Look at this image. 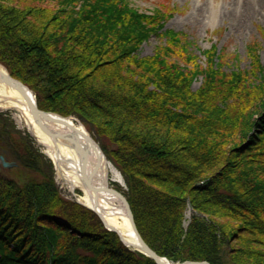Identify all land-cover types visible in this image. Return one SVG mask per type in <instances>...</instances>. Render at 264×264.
<instances>
[{"label":"trees","instance_id":"trees-1","mask_svg":"<svg viewBox=\"0 0 264 264\" xmlns=\"http://www.w3.org/2000/svg\"><path fill=\"white\" fill-rule=\"evenodd\" d=\"M173 11L132 0H0V64L39 109L85 125L123 175L137 230L157 255L264 264L260 47L247 45L249 68L235 69L213 45L199 50L204 66L186 34L165 29ZM153 36L161 46L141 57ZM14 129L1 121L0 137L40 179L0 170V264H155L63 198L50 160Z\"/></svg>","mask_w":264,"mask_h":264},{"label":"bare ground","instance_id":"bare-ground-1","mask_svg":"<svg viewBox=\"0 0 264 264\" xmlns=\"http://www.w3.org/2000/svg\"><path fill=\"white\" fill-rule=\"evenodd\" d=\"M260 2L261 0H239L241 13L259 9ZM8 74L10 75L6 67L1 64L0 110H9L13 113L17 124L34 138L42 153L50 160L57 179L71 192L78 189L79 195H76L78 201L97 211L104 224L112 229L127 246L119 240L122 245L134 251H142L123 203L105 189L110 187L109 166L103 151L101 152L89 140V134L94 139L93 135L84 124H78L71 118L51 114L36 116L31 104L33 95L9 83ZM78 151L87 156L84 166ZM88 178L92 187L89 186ZM163 258V264H174L166 257Z\"/></svg>","mask_w":264,"mask_h":264},{"label":"rangeland","instance_id":"rangeland-1","mask_svg":"<svg viewBox=\"0 0 264 264\" xmlns=\"http://www.w3.org/2000/svg\"><path fill=\"white\" fill-rule=\"evenodd\" d=\"M132 1L142 11H153L154 9L158 8L161 3L171 5L174 9V13L171 19L165 24V29L186 34L189 40L193 41L196 45L197 50L195 53L196 55L200 56V63L204 66L206 65L205 58L201 56L199 50H205L213 45H216L218 50L222 51V54L225 56L226 61L224 62H227V64L235 69H248L249 59L247 57L246 47L252 42H255L259 45V56L261 63L264 66V0H261L259 9H256L255 11L252 10L245 14L241 13L239 0ZM161 44L162 39L153 36L148 42L141 46L139 55L141 57H151L154 55L157 47H160ZM201 85L202 81L199 80L195 81L192 87L194 90H197ZM63 117L71 118L76 123L83 125V123L74 116ZM1 121L3 123H8L9 125L13 124L15 128L14 130H16L17 133L19 132L22 137L28 134L24 128L17 124L13 118V113L9 110H0V122ZM10 131H12L11 127ZM28 135L30 138H32L30 134ZM32 139L35 148L45 159H47V157L42 153L40 146L36 143L34 138ZM0 156H2L7 162L16 163V165L11 168H4L0 164V170L6 172V174L14 173L15 175L16 173L25 175L24 177L29 176L33 179H40V176L36 173L21 169L18 163L14 160V155H12L9 145L6 144V142L3 141L1 137ZM107 163L109 166L110 187L125 197V191L127 187L123 175L108 159ZM53 181L54 184L57 185L58 191L63 198L76 202V195H79L77 193L78 189H76L74 192L69 191L68 188L63 185L59 179H57L55 173H53ZM192 214L194 213L192 212L191 207L187 206L183 221L184 229L188 226ZM127 249L134 251L130 248Z\"/></svg>","mask_w":264,"mask_h":264},{"label":"water","instance_id":"water-1","mask_svg":"<svg viewBox=\"0 0 264 264\" xmlns=\"http://www.w3.org/2000/svg\"><path fill=\"white\" fill-rule=\"evenodd\" d=\"M1 65V64H0ZM7 80L9 81V83H13L17 88H21L23 89L25 92L27 93H31L34 97V99L31 100V104H32V108H33V111L35 113L36 116H39L40 114H51V115H56V116H61L59 114H56V113H53V112H47V111H43L41 109H39L38 105H37V100H36V96L35 94L33 93V91L27 86L25 85L24 83H22L21 81L13 78L11 75L8 74V77H7ZM63 117V116H61ZM63 118H67V117H63ZM89 140L91 141V143L97 147L98 149L101 150L99 144L90 136H88ZM102 152V150H101ZM79 155L82 156V164L83 166L86 165V158L87 156L81 152V151H78ZM104 158L106 159V157L104 156ZM107 160V159H106ZM0 164L2 165V167L4 168H11L13 166L16 165V163H13V162H7L4 160V158L2 156H0ZM88 183H89V186L92 187L91 185V182H90V178L87 179ZM108 192L112 193L113 195H115L116 197L119 198V200L123 203V206L124 208L127 210L128 214H129V219L131 221V224L137 234V237H138V240H139V243L141 245V250L142 251H139L140 253H142L143 255H145L146 257H149L150 259H152L155 264H163V257H160L159 255H157L155 253V251H153L146 243L145 241L141 238V236L139 235V233L137 232V229H136V226H135V223H134V218H133V215H132V212H131V209H130V206L126 200V198L121 194L119 193L118 191L112 189L111 187H106L105 188ZM75 196V195H74ZM76 202L86 208H88L89 210H91L98 218L99 220L101 221L102 225L104 226V228L108 231H111L113 233H115L112 229L108 228L103 220L101 219V216L98 214L97 211H95L93 208L91 207H87L85 206L83 203H80L78 201V199L76 198ZM116 234V233H115ZM118 239L122 242L121 238L117 235ZM123 243V242H122ZM125 246H127L125 243H123ZM198 263H202V264H209L208 262L206 261H202V262H191V261H185V262H182V263H176V264H198Z\"/></svg>","mask_w":264,"mask_h":264}]
</instances>
